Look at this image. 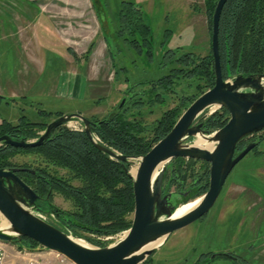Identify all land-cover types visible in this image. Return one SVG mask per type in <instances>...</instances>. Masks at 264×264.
<instances>
[{"label": "rangeland", "instance_id": "rangeland-1", "mask_svg": "<svg viewBox=\"0 0 264 264\" xmlns=\"http://www.w3.org/2000/svg\"><path fill=\"white\" fill-rule=\"evenodd\" d=\"M31 1L33 0H0V97H2L0 124L4 121L15 125L21 124L24 117L28 122L48 125L59 118V113L89 111L91 100L88 93L87 98L73 100L59 96L56 89L60 82L67 79L65 54H68V51L64 43L69 44L83 56L95 36L96 41L101 40L99 21L103 27L101 37L105 46L111 50L117 67L115 69L124 68V73L132 84L156 81L167 75L171 69L167 56L172 52L175 53V57L189 52L205 56L210 52L205 0H52V3L48 4L47 11L53 9L56 13L54 16H58L55 18L56 31L55 28L53 30L49 27L51 21L46 16L39 21L35 20L36 5ZM45 1L38 0L40 2L38 5H42L43 10L46 8ZM123 3H133L144 10L146 23L153 32L151 58L148 55V46H144L142 41L139 53L126 41L127 34H120L119 13ZM47 21V27L44 25L42 27L40 23L44 24ZM67 33L70 40L65 38ZM203 35L206 38V46H201ZM105 61L109 65L108 58ZM105 61L95 63L97 72L104 68ZM106 68L110 73L109 75L106 73L105 76L111 78L110 82H112L115 69L112 71L110 65ZM87 71L89 66L81 65L80 76L85 78ZM120 80L119 75L115 84H110V87L115 88ZM145 89L147 86H140L135 91ZM175 92L167 99L165 106H147L144 109V121L149 126L160 119L165 111L177 106L181 98L195 95L194 89H189L183 83L175 88ZM124 97H127L126 94L122 99ZM115 107H112L106 115L103 114L102 108L99 111L97 109L96 111L102 115L97 117L105 118ZM215 111V108L210 109L208 115ZM93 112L87 114L92 115ZM77 127L78 123L67 125V128L72 130H76ZM263 134L264 132L256 137L260 138ZM37 161H39L38 156L32 153H21L14 159L19 167L34 166ZM206 164L208 163L202 161L184 159L180 162L175 159L167 164V168L171 175L172 168L178 170L180 167V175H185L187 188L191 186L194 190L193 184L198 182L197 174L204 172ZM208 166L210 168L209 164ZM137 167L138 162L133 161L131 171ZM57 170L61 176L72 175L67 170ZM172 177L174 175L170 178ZM73 184L79 183L73 181ZM172 191L173 189L169 192ZM192 192L188 202L201 198H191ZM52 202L65 211L74 208L72 201L58 193L54 195ZM42 207L47 208V205L44 204ZM5 224L7 221L0 214V227ZM124 233L106 236L114 239L102 245L118 242ZM93 238L98 241L97 237L93 236ZM77 240L88 244L81 238ZM173 244L182 247L176 258L170 256L169 252L165 254ZM193 245L198 248V255L212 251L211 255L208 253L202 255L203 258L221 255L215 260H205L196 264H264V141L257 150H253L234 168L210 212L192 225L174 232L161 255L154 252L149 258H154L155 264H169L173 259L186 264L180 257L186 255L188 248ZM39 253L42 254L38 255V252L32 253V251H22L20 254L27 255L28 260L36 258L48 264H50L48 260L51 259L58 261V254L46 251ZM190 254H194L192 249ZM28 260L18 258L17 254L13 257L8 255L7 264H27ZM190 261L194 263L193 260Z\"/></svg>", "mask_w": 264, "mask_h": 264}, {"label": "trees", "instance_id": "trees-1", "mask_svg": "<svg viewBox=\"0 0 264 264\" xmlns=\"http://www.w3.org/2000/svg\"><path fill=\"white\" fill-rule=\"evenodd\" d=\"M218 1L205 0L210 38L212 18ZM119 20L120 34L126 33V41L139 53L142 41L144 46H148L151 58L153 32L146 23L144 10L136 4L123 3ZM174 54L172 52L167 56L171 66L167 75L156 81L129 85L126 96H131V100L121 111L115 115H111V112L103 119L90 118L96 124L92 127V133L103 145L127 157L147 155L171 132L190 105L215 86L211 47L205 56L190 52L178 57ZM220 56L225 80L238 75L264 74V0L228 1L220 22ZM181 83L194 89L195 95L181 98L177 106L165 111L160 119L149 126L144 121V109L147 106H165L167 99L176 93L175 88ZM140 86H147V89L135 91ZM25 119L23 117L21 124L16 125L8 121L2 122L0 137L37 140L40 133L46 130L47 124L28 122ZM229 119V112L221 108L211 115L206 111L198 123L202 125L203 131L214 133L223 128ZM247 144L245 140L242 141L237 148L238 152ZM21 153L36 154L39 161L34 166L19 167L14 159ZM132 166L133 163L112 159L97 149L85 132L69 129L66 125L58 127L50 139L38 148L0 146V169L27 168L35 171V174L21 172L18 175L41 198H45L42 206L46 204L47 208L42 207V211H51L55 215V220L51 221L53 225L74 238H81L95 246L102 243L93 236H116L132 227L135 211L134 180L128 174ZM57 169L67 170L72 174L71 178L69 175H59ZM178 170L181 168L178 167ZM197 175L198 182L194 185L191 198L202 197L208 191V164L204 167V172H198ZM73 181L79 184L75 185ZM57 193L72 201L73 210L65 211L53 204L52 199ZM16 247L20 251H35L39 245L23 238L17 241ZM143 264H153L152 258H148Z\"/></svg>", "mask_w": 264, "mask_h": 264}, {"label": "water", "instance_id": "water-1", "mask_svg": "<svg viewBox=\"0 0 264 264\" xmlns=\"http://www.w3.org/2000/svg\"><path fill=\"white\" fill-rule=\"evenodd\" d=\"M228 1H218L212 18L211 48L215 86L190 105L171 132L147 155L127 157L103 145L92 133V127L96 124L80 113L62 115L48 124L37 140L0 137V146L34 149L43 146L58 127L75 122L83 128L90 142L112 159L123 163L137 161L136 175L132 171L128 172L134 180L135 211L132 227L124 236L105 247L83 244L82 240L53 225L51 221L55 215L51 211H42L43 200L18 175L21 172L35 174V171L11 168L0 169V214L8 224L0 227V243L17 246V241L28 238L39 245L35 251L58 254L73 264H143L159 247L148 249L151 244L163 239L162 245L174 232L192 225L210 212L234 168L258 147L259 142H251L241 152H237L239 144L264 131V74L224 79L220 56V22ZM130 100L131 96L124 97L111 115L121 111ZM213 108L216 111L224 108L229 112L230 119L223 128L209 133L203 131L198 120ZM199 135L214 144L212 150L195 146ZM179 158L208 163L210 183L209 190L197 199L200 202L193 210L173 218L182 205L190 203V196L185 194L163 195L167 164Z\"/></svg>", "mask_w": 264, "mask_h": 264}, {"label": "crops", "instance_id": "crops-1", "mask_svg": "<svg viewBox=\"0 0 264 264\" xmlns=\"http://www.w3.org/2000/svg\"><path fill=\"white\" fill-rule=\"evenodd\" d=\"M32 3H34V5H36V7L34 8L35 11V20L39 21L42 19V17L46 16V18H48L51 21L50 24V28L56 31L57 28L55 27L56 22H55V18H58V16H54L56 13H54L53 9L47 11L48 7H49V3H52V0H46L44 3L46 4V8L43 10V8L41 7L42 5H38V3L40 4V2H38V0H33L31 1ZM92 6L94 8L95 11V5L92 3ZM40 7V8H39ZM42 8V9H41ZM95 14L96 11H95ZM98 19L99 17L96 16ZM206 19H207V24H208V29H209V23H208V16H207V12H206ZM47 22H45L44 24L40 23L42 27L46 26L47 27ZM36 25H38L37 22H35ZM44 25V26H43ZM102 26L100 25V21H99V39L101 40H97L96 41V36L94 37V39L92 40V42L90 43L87 52H85V54L82 56L80 53H77L71 46H69V44L64 43V47L65 49H67L68 54L66 55L65 61L67 63V79L64 80V82H60V84H58L56 91L59 92L58 95L62 96V97H66L68 99H73L76 100L77 98H84L86 97V94H89V99L91 100V106L88 112L94 111L92 113V115H89L87 113H83V112H76V113H80L83 116H86L88 119L90 118H97L99 119V117L97 116H102L99 114V111L102 108L103 114H107V112L112 108L115 107V105H117L120 100H122V97L124 94H127L129 85L132 84V82L130 81V79L127 77L124 68H120V69H115L117 68L115 66L114 63V58L111 54V50L105 46V42L101 37L102 34ZM58 32V31H57ZM69 33H67V35L65 36V38L70 40V37L68 36ZM210 36V32L208 34ZM73 38H71L72 40ZM206 38L203 35V41L201 43V46L204 45L206 46ZM211 42H212V37L209 40V46L211 47ZM64 47H62V51H64ZM108 58L109 61V65L111 66V69L113 71V69H115V72L113 71V75L114 78L111 81V78H106L105 75H109L110 70L107 69L106 67L109 66L108 63L105 61ZM105 61L104 63V68H102L101 71L97 72L96 68H97V62H101ZM88 65L89 66V71H87V75L84 78L83 76H80V67L81 65ZM120 72H123V74H120ZM107 73V74H106ZM65 74H63V76H65ZM119 75L121 76V80L119 81V83L116 85L115 88H111L110 84H115V82L117 81V78H119ZM110 79V80H109ZM62 84V86H61ZM87 88V89H86ZM88 91V92H87ZM84 95V96H83ZM87 98V97H86ZM104 99V100H103ZM103 100V101H102ZM106 101V102H104ZM98 109V110H97ZM97 110V111H96ZM101 111V112H102ZM96 112V113H95ZM60 114H65V113H59ZM58 115V116H59ZM90 116V117H89ZM171 236H169L167 238V240L161 245L159 246V248L155 251V253L157 252L158 255H161L160 253H162L163 249H165L166 245L169 243V241L171 240ZM5 249L8 252L9 257H13L15 256V254L18 255V258H22L24 260H28L27 255L24 254H20L22 253V251H20L16 246L13 245H9V244H4ZM182 248V247H181ZM181 248L178 246V244H173L171 245L170 248H168V250L165 252V254L167 252H169L170 256H173L174 258H176L177 254H180V250ZM191 249L194 251V254H190ZM38 252V255L42 254L39 253V251H35ZM34 252V253H35ZM202 252V251H201ZM199 250L198 248H196V246L193 245V247L191 246L190 248H188V250L186 251V255L180 257L182 258V260H184L186 262V264H196L197 262H203L205 260H215L217 257L215 256H221V255H214L213 257H206L203 258L202 255L204 254H210L212 253V251L210 252H202L201 254H199ZM211 255V254H210ZM189 256V257H188ZM202 256V257H201ZM192 257V259H191ZM153 259V264H155L154 258ZM190 260H193L194 263H192ZM48 262L50 264H56L57 261L55 260H48ZM157 262H159V258H157ZM10 264V263H8ZM168 264V263H167ZM169 264H181V262H179L178 260L174 261L171 260L169 261Z\"/></svg>", "mask_w": 264, "mask_h": 264}, {"label": "flooded vegetation", "instance_id": "flooded-vegetation-1", "mask_svg": "<svg viewBox=\"0 0 264 264\" xmlns=\"http://www.w3.org/2000/svg\"><path fill=\"white\" fill-rule=\"evenodd\" d=\"M256 136H258V134L257 135H254L252 137L247 138L245 140V144L246 143L249 144L251 142H259V145H260L261 142L264 141V139H262V138H264V134L261 135L260 138L259 137H256ZM188 161H190V160H188ZM194 161H196V160H194ZM171 175H174V177L170 178ZM171 175H170V172L168 170L167 171L166 178H165V181H164L163 195L166 196V195H169V194L181 193V194H185V195L190 196V193L192 192L193 187L189 186L187 188V183H186V180H185L186 179L185 178V175H183V174L180 175V171L177 170L176 168H172ZM193 185H195V184H193ZM167 188H169V189H167ZM171 189H173V191L172 192H169V191H171ZM41 199L43 200L41 202V204L46 201L45 198H41Z\"/></svg>", "mask_w": 264, "mask_h": 264}, {"label": "bare ground", "instance_id": "bare-ground-1", "mask_svg": "<svg viewBox=\"0 0 264 264\" xmlns=\"http://www.w3.org/2000/svg\"><path fill=\"white\" fill-rule=\"evenodd\" d=\"M195 146H198L200 148H204V149H209V150H212L213 147H214V144L213 143H210L207 139L203 138L202 136H198L196 141H195ZM137 173V169H135L134 171H132V174L135 176ZM156 176V175H155ZM200 200H195L193 202H190L186 205H182L175 213L174 217L173 218H178V217H181L185 214H187L188 212H190L191 210H193L198 204H199ZM8 224H5L3 225L4 226H7ZM163 239L151 244L148 249H151V248H157L158 246L161 245ZM84 244V243H83ZM87 245V244H86Z\"/></svg>", "mask_w": 264, "mask_h": 264}, {"label": "built area", "instance_id": "built-area-1", "mask_svg": "<svg viewBox=\"0 0 264 264\" xmlns=\"http://www.w3.org/2000/svg\"><path fill=\"white\" fill-rule=\"evenodd\" d=\"M76 130H81V126L78 124V127L76 128ZM98 140L101 142V140L98 138ZM53 218L55 219L56 217L53 216ZM53 219V220H54ZM122 238V236H121ZM98 241L102 244H104V242H110V241H113V237H104V238H100L98 237L97 238ZM107 245H111V244H107ZM5 245L3 243H0V264H7V259H8V253L4 247ZM57 264H73L71 263L68 259H66L65 257L63 256H60V255H57ZM27 264H48V263H45L39 259H36V258H32L30 260H28Z\"/></svg>", "mask_w": 264, "mask_h": 264}]
</instances>
